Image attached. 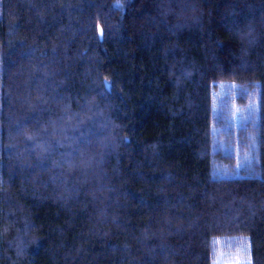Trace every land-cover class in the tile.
<instances>
[{"label": "trees", "instance_id": "16d2710c", "mask_svg": "<svg viewBox=\"0 0 264 264\" xmlns=\"http://www.w3.org/2000/svg\"><path fill=\"white\" fill-rule=\"evenodd\" d=\"M239 238L264 264V0H0V264Z\"/></svg>", "mask_w": 264, "mask_h": 264}, {"label": "rangeland", "instance_id": "374dc122", "mask_svg": "<svg viewBox=\"0 0 264 264\" xmlns=\"http://www.w3.org/2000/svg\"><path fill=\"white\" fill-rule=\"evenodd\" d=\"M232 84L220 83L214 89V101L218 105L225 99L228 91L233 89ZM216 107V109H217ZM242 113L241 108L236 105L233 110L235 118H239ZM214 264H250L248 243L245 239H217L215 241Z\"/></svg>", "mask_w": 264, "mask_h": 264}, {"label": "snow or ice", "instance_id": "6c2138e0", "mask_svg": "<svg viewBox=\"0 0 264 264\" xmlns=\"http://www.w3.org/2000/svg\"><path fill=\"white\" fill-rule=\"evenodd\" d=\"M29 139H31V137H29Z\"/></svg>", "mask_w": 264, "mask_h": 264}]
</instances>
